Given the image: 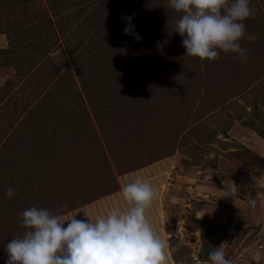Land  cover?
Returning a JSON list of instances; mask_svg holds the SVG:
<instances>
[{"label":"rangeland","instance_id":"374dc122","mask_svg":"<svg viewBox=\"0 0 264 264\" xmlns=\"http://www.w3.org/2000/svg\"><path fill=\"white\" fill-rule=\"evenodd\" d=\"M251 6L247 60L201 61L185 55L167 0H0V264L25 209L98 219L126 209L121 189L137 177L157 193L146 217L166 264H210L199 254L214 245L231 264H264V0ZM133 14L139 41L123 31ZM83 57L111 64L109 90L83 86ZM112 95L124 122L103 119V133L92 106Z\"/></svg>","mask_w":264,"mask_h":264},{"label":"clouds","instance_id":"9594fccd","mask_svg":"<svg viewBox=\"0 0 264 264\" xmlns=\"http://www.w3.org/2000/svg\"><path fill=\"white\" fill-rule=\"evenodd\" d=\"M167 3L181 13L174 32L182 38L185 55L214 61L223 52L233 54L234 59L247 60L248 50L239 41L256 40L254 35L246 36L244 23L255 14L251 0ZM134 15L122 18L127 22L123 31L139 41L141 37L132 22ZM260 187L264 188V182ZM238 188L232 179L226 184L230 194H236ZM5 195L11 199L16 193L8 188ZM156 195L149 182L137 177L121 189L126 209L110 210L98 219L73 216L66 220L45 208H27L20 213L25 231L4 246L5 264H166V242L146 217ZM63 207L67 208V204ZM208 259L210 264H231L220 246L213 247Z\"/></svg>","mask_w":264,"mask_h":264},{"label":"trees","instance_id":"16d2710c","mask_svg":"<svg viewBox=\"0 0 264 264\" xmlns=\"http://www.w3.org/2000/svg\"><path fill=\"white\" fill-rule=\"evenodd\" d=\"M94 49V48H93ZM81 53H85L84 50L80 51ZM110 64V63H109ZM83 67H85L84 72H82L84 74L83 77V81L82 84L84 87L89 88V89H93L94 88H101L105 91L109 90L113 84L115 83V81H117V76L115 75V72L111 69V72L109 71L112 66L110 64V66L108 65V62H103L102 65L103 67L101 68L100 66L97 67V64L92 62L91 60H88L86 57H83ZM101 73H106V75L108 76V80H106L105 82H99V83H95L92 85V81L94 79H97V77H99L100 75H102ZM92 85V86H91ZM65 87H68L65 86ZM130 98V97H129ZM127 98H125L126 100ZM48 99H42V102L44 103L45 101H47ZM120 100H123L122 97H120L119 95H117V97H115L114 95L107 97V99L101 104V106L98 108L97 106H92L93 109V114L96 117V121H97V125L99 126V129L104 133L106 128L104 126V124H108L109 122H111L112 126L111 128H115L117 125H121L124 121H123V117L119 118L117 116H122V113L119 112L121 109V106L118 107V102H120ZM40 102V103H42ZM108 102H112L113 106L111 107V111L109 112L108 116H105L107 113L106 108L108 106ZM38 104V103H37ZM47 106V104H45ZM43 110L41 108H35L33 111H31L30 115L34 116L36 115V113H41L42 114ZM51 116V115H50ZM54 116V114H53ZM83 119L88 120V117L86 114L82 115ZM109 120H106L104 122V124H102V120L109 118ZM82 118H74L72 119V121L69 119L70 121V125H74V127L76 128L77 132L80 131H87L89 132L94 131L92 125L88 122L85 121L86 124H84ZM58 122L61 124L60 119L58 120ZM79 124H84V130H81V128H77V126ZM259 136L261 138L264 139V132L263 130L259 131ZM114 135L110 136V140L114 139ZM119 150V153L123 152V149L125 148V145L121 148L120 146H116ZM15 185V184H13ZM198 223V222H196ZM213 247H218L217 245H214ZM213 247H209V246H205L203 247V249L201 250L200 254H199V259L203 260L204 262H208L209 261V253L213 250Z\"/></svg>","mask_w":264,"mask_h":264},{"label":"crops","instance_id":"0c3cea01","mask_svg":"<svg viewBox=\"0 0 264 264\" xmlns=\"http://www.w3.org/2000/svg\"><path fill=\"white\" fill-rule=\"evenodd\" d=\"M2 36L3 35L0 34V51H1V49H4L5 47H6V49L8 48V43H7V40H6V36L5 35H4L5 37L3 36L4 40H3ZM1 82H2V79H0V84H1Z\"/></svg>","mask_w":264,"mask_h":264}]
</instances>
